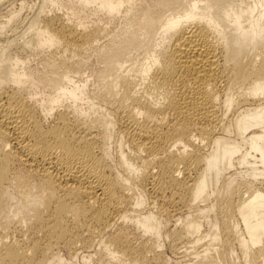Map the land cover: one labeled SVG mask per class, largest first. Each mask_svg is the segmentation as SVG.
<instances>
[{"label": "bare ground", "instance_id": "1", "mask_svg": "<svg viewBox=\"0 0 264 264\" xmlns=\"http://www.w3.org/2000/svg\"><path fill=\"white\" fill-rule=\"evenodd\" d=\"M36 1L0 0V264H264V0Z\"/></svg>", "mask_w": 264, "mask_h": 264}, {"label": "rangeland", "instance_id": "2", "mask_svg": "<svg viewBox=\"0 0 264 264\" xmlns=\"http://www.w3.org/2000/svg\"><path fill=\"white\" fill-rule=\"evenodd\" d=\"M28 1H29V2H28ZM35 1H36V0H26V3L28 2V3H27L28 5H26V8L23 9V11H22V14H23L22 17H23V16L25 17V15H27V16H26L27 18L31 17V16H30V15H32L31 12H33V11H31V9H32V10H35V6H33V5L36 4ZM36 2H37V1H36ZM17 4H18V2L14 3V5H13V4H8V3H6L7 6H6V5H3L2 8L0 7V9H1L0 11H3L2 13L0 12L1 16L3 17L2 14H6L7 9H8V8L10 9V6H11V5H13L12 7H16V8H18V5H17ZM29 5H30V6H29ZM4 6H5L6 8H4ZM28 6H29V8H31V7H32V8L28 10V9H27ZM12 7H11V8H12ZM33 7H34V8H33ZM3 9H4V10H3ZM27 11H28V12H27ZM4 12H5V13H4ZM26 13H27V14H26ZM1 19H2V18H1ZM76 218L80 219V216H77Z\"/></svg>", "mask_w": 264, "mask_h": 264}]
</instances>
